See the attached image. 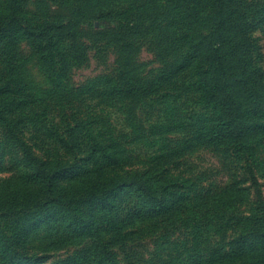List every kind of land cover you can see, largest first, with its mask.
I'll list each match as a JSON object with an SVG mask.
<instances>
[{
	"label": "rangeland",
	"instance_id": "374dc122",
	"mask_svg": "<svg viewBox=\"0 0 264 264\" xmlns=\"http://www.w3.org/2000/svg\"><path fill=\"white\" fill-rule=\"evenodd\" d=\"M0 264H264V0H0Z\"/></svg>",
	"mask_w": 264,
	"mask_h": 264
},
{
	"label": "trees",
	"instance_id": "16d2710c",
	"mask_svg": "<svg viewBox=\"0 0 264 264\" xmlns=\"http://www.w3.org/2000/svg\"><path fill=\"white\" fill-rule=\"evenodd\" d=\"M88 9L81 8L79 15L76 17L77 21L72 23L74 20L69 21L72 23L71 27L68 25L66 27V33L63 35L67 36L75 29L79 21L82 20L84 12H88ZM63 32V31H62ZM61 32V34H63ZM228 38L225 37L222 33L213 34L205 44V51H203V60L204 64L207 67V75L210 78V83L208 90L204 97L210 99H218L223 110L226 111L224 100L221 99L229 93L230 87L235 83L232 80L231 76V59L232 55L229 53L228 48ZM224 133L227 134V137L230 141L235 139H241V133H234L231 127L226 128ZM220 135V134H219Z\"/></svg>",
	"mask_w": 264,
	"mask_h": 264
}]
</instances>
